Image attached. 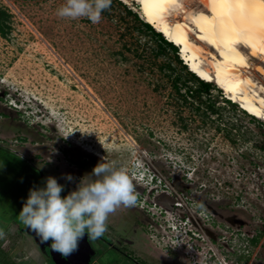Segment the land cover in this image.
<instances>
[{
  "label": "rangeland",
  "instance_id": "obj_1",
  "mask_svg": "<svg viewBox=\"0 0 264 264\" xmlns=\"http://www.w3.org/2000/svg\"><path fill=\"white\" fill-rule=\"evenodd\" d=\"M184 2L187 9H203L198 0ZM62 3L0 0L8 16L0 32V95L8 101L0 104V141L37 166L45 162L73 175L74 182L64 180L69 191L101 162L84 149L89 148L129 171L141 206L148 199L172 204L183 193L195 209L193 194L203 183L221 206H236L253 223L264 221V123L237 103H227L229 98L213 82L200 99L185 93L199 85L128 14L130 9L145 22L137 2L112 0L98 24L59 18L56 9ZM255 65L250 73L264 86ZM21 137L26 153L19 147ZM30 143L41 148V155H35L36 146ZM143 162L156 176L151 187L133 175ZM17 169L0 154V222L6 224L21 222L19 211L29 188L43 186L40 179L27 181V172ZM152 210L159 212L158 204ZM132 211L122 208L121 214L139 221ZM4 235L0 260L39 261L29 238L13 226ZM260 254L262 262L264 248Z\"/></svg>",
  "mask_w": 264,
  "mask_h": 264
},
{
  "label": "bare ground",
  "instance_id": "obj_2",
  "mask_svg": "<svg viewBox=\"0 0 264 264\" xmlns=\"http://www.w3.org/2000/svg\"><path fill=\"white\" fill-rule=\"evenodd\" d=\"M133 1L144 21L178 46L191 72L264 123V86L250 73L255 62L264 78V0H198V11L187 9L185 0Z\"/></svg>",
  "mask_w": 264,
  "mask_h": 264
},
{
  "label": "clouds",
  "instance_id": "obj_3",
  "mask_svg": "<svg viewBox=\"0 0 264 264\" xmlns=\"http://www.w3.org/2000/svg\"><path fill=\"white\" fill-rule=\"evenodd\" d=\"M111 5L112 0H63L56 15L98 24ZM136 165L135 178L144 181L145 187L155 185L156 176H152L147 163ZM62 178L70 183L76 180L67 173ZM64 191L65 185L47 176L42 187L29 188L19 211V220L26 229L64 258L78 251L85 235L89 241L102 237L108 230L109 217L118 209L138 203L129 171L115 161H105L104 157L90 173L79 178L74 190L62 195Z\"/></svg>",
  "mask_w": 264,
  "mask_h": 264
},
{
  "label": "flooded vegetation",
  "instance_id": "obj_4",
  "mask_svg": "<svg viewBox=\"0 0 264 264\" xmlns=\"http://www.w3.org/2000/svg\"><path fill=\"white\" fill-rule=\"evenodd\" d=\"M2 95L3 93L0 95L1 105L2 99H4V101L7 100L2 98ZM10 105L12 106V104ZM9 109L11 110L10 107ZM20 139L21 145L19 147L23 149L22 152H28V148L25 145L27 143L26 139L23 137ZM34 145L36 146L37 144H29V146ZM40 149L41 148L38 146L34 147L35 155H41ZM0 154L1 157L8 160L9 165L18 168L17 170L21 168L22 171L27 172L25 175L27 181H31L32 179H40L43 182L44 178L47 176H52L57 179L58 183L61 184L60 181L63 182L62 184L65 183L64 179L62 178L63 173L62 171L60 172L58 168L53 167V169H51L49 164L45 162L40 163L38 164L39 166H37V163L33 164L25 160L23 156H20L16 152H12V150H9L8 146H6L2 141H0ZM68 191L69 190H66L65 188V191L62 193V195L67 194ZM149 195H154L153 190L150 191ZM215 195L216 194L212 192L209 193V188H206L205 184L200 183L199 190L193 194V197L199 208L205 207L206 210L209 211L208 207L211 206L213 209L218 211L216 213L218 216L232 220L236 219L237 224H240V228H244L249 235L261 242L260 247L262 250L264 248V221L260 220L257 223H253L249 217L244 215V213L236 210V206H233V208H230L225 204L224 206H221L219 198L217 196L215 197ZM140 198L141 196L139 195L138 203L135 206L130 207L133 210V214H136V218L138 217L139 221H131L128 217L123 216L121 214V209L123 207L118 209L109 217L107 222L108 230L102 237L89 241L85 235L84 239H82L79 243L78 251L67 258H64L58 253L54 252L51 249L50 244L41 243L35 234L27 230L21 222L16 224L13 221H9V223L6 224L1 221L0 234L3 235L2 238H5L6 236L4 235V232H7L13 226L20 234L29 238L38 252V255L35 257V259H38L39 261L34 262L33 264H95L99 262L101 264H189V261L185 258L181 250L166 248L163 245L161 240V235L163 233L162 227L169 223V215L165 214L164 212L161 213L160 209L159 212H154L153 210L151 211V209L155 208V205L158 204L159 208L163 207L164 210L169 212L171 211L178 214L182 213L174 209L172 204L157 200L153 202V200L148 199L149 202L147 204L150 205V208H148V205L141 206L139 204L141 202ZM2 213L4 212L2 211ZM212 215L214 219L217 220L215 215ZM123 218L130 221L124 222ZM8 233L10 234V232ZM6 241L8 240L3 242ZM170 251L173 253H170ZM2 253H4V251H2ZM164 253L167 255V257ZM0 263L12 264L6 258L0 260Z\"/></svg>",
  "mask_w": 264,
  "mask_h": 264
},
{
  "label": "built area",
  "instance_id": "obj_5",
  "mask_svg": "<svg viewBox=\"0 0 264 264\" xmlns=\"http://www.w3.org/2000/svg\"><path fill=\"white\" fill-rule=\"evenodd\" d=\"M12 106L19 109L16 104ZM181 196L173 201L172 207L182 214L159 208L170 217L169 223L162 227L161 240L166 248L181 250L189 264H264L258 239L244 228L215 220L212 213L205 207L199 208L197 203L195 209L190 208L188 197L183 193Z\"/></svg>",
  "mask_w": 264,
  "mask_h": 264
},
{
  "label": "trees",
  "instance_id": "obj_6",
  "mask_svg": "<svg viewBox=\"0 0 264 264\" xmlns=\"http://www.w3.org/2000/svg\"><path fill=\"white\" fill-rule=\"evenodd\" d=\"M118 3H121L120 1ZM105 13V12H104ZM128 14H132L135 18V20L140 23L145 29H147L159 42V44L161 46H164L165 48H168L172 55H173V60L174 63L180 67V69L182 71H184V73L186 75H188L190 77L191 81H195L199 86L197 87V90H191V89H187L185 93H188L189 95H191V97H197V99H200L201 97V93L202 92H208L210 90V86H212L211 82H207L204 80H201L199 77H197L193 72H191L187 65L183 62V60L180 58L179 56V49L178 47H176L173 43H171L170 41H167L160 32L156 31L150 24L143 22L142 20H140L137 16L136 13L132 12L130 9L128 10ZM7 14L0 9V32L4 33V22L5 19L7 18ZM177 82V81H176ZM174 86L176 87L177 91L180 92V88L177 86V83L174 84ZM183 95V94H182ZM184 97V96H183ZM225 101L229 104H231L232 106H237L236 103L231 102L229 99L225 98ZM208 107L211 110H214L213 105H208ZM245 112V111H244ZM253 117V116H252ZM255 118V117H253ZM256 120H259L257 118H255ZM261 121V120H260ZM262 122V121H261ZM264 126V124H263Z\"/></svg>",
  "mask_w": 264,
  "mask_h": 264
},
{
  "label": "water",
  "instance_id": "obj_7",
  "mask_svg": "<svg viewBox=\"0 0 264 264\" xmlns=\"http://www.w3.org/2000/svg\"><path fill=\"white\" fill-rule=\"evenodd\" d=\"M208 210H209L210 212H212V214L215 215V217H216V219H217L218 221L226 222V223H229L230 225H232V226H234V227H236V228H239V225H240V224H239V223L237 224L236 219L232 220V219H227V218H223V217H221V216H218V215L216 214L218 211H216L215 209H213L211 206L208 207Z\"/></svg>",
  "mask_w": 264,
  "mask_h": 264
},
{
  "label": "crops",
  "instance_id": "obj_8",
  "mask_svg": "<svg viewBox=\"0 0 264 264\" xmlns=\"http://www.w3.org/2000/svg\"><path fill=\"white\" fill-rule=\"evenodd\" d=\"M31 244L33 245V243H31ZM31 250H32V253L34 254V256L37 257L38 252H37L36 247L34 245L32 246Z\"/></svg>",
  "mask_w": 264,
  "mask_h": 264
}]
</instances>
